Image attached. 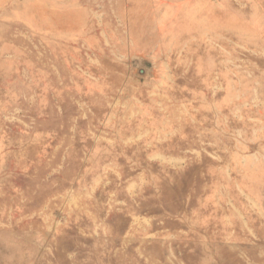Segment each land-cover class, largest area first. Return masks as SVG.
Wrapping results in <instances>:
<instances>
[{"label":"rangeland","instance_id":"rangeland-1","mask_svg":"<svg viewBox=\"0 0 264 264\" xmlns=\"http://www.w3.org/2000/svg\"><path fill=\"white\" fill-rule=\"evenodd\" d=\"M0 264H264V0H0Z\"/></svg>","mask_w":264,"mask_h":264},{"label":"bare ground","instance_id":"bare-ground-1","mask_svg":"<svg viewBox=\"0 0 264 264\" xmlns=\"http://www.w3.org/2000/svg\"><path fill=\"white\" fill-rule=\"evenodd\" d=\"M146 25H147V24H146ZM149 25H150V24H149ZM147 29H148V28H147ZM133 32H134V31H133ZM135 33H136V32H135ZM149 36H152V35L150 34ZM135 37H136V36H135ZM139 37H140V36H139ZM137 38H138V37H137ZM145 38H146V37H145ZM150 41H151V40H150ZM147 44H148V43H147ZM147 44H146V45H147Z\"/></svg>","mask_w":264,"mask_h":264}]
</instances>
